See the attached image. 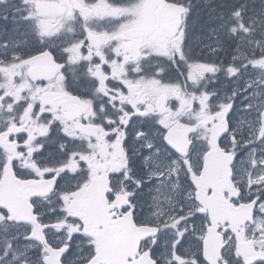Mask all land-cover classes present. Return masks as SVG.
Wrapping results in <instances>:
<instances>
[{
    "label": "snow or ice",
    "instance_id": "1",
    "mask_svg": "<svg viewBox=\"0 0 264 264\" xmlns=\"http://www.w3.org/2000/svg\"><path fill=\"white\" fill-rule=\"evenodd\" d=\"M165 3V50L130 56L123 33L140 0H70L56 31L36 0H0V112L8 114L0 121V180L47 182L22 204L0 202V264H113L103 235L126 219L138 236L119 264H264V45L252 39L264 25V0H228L218 15L211 0ZM205 10L209 20L197 31ZM65 24L79 32L69 26L65 35ZM41 58L50 72L35 76L32 62ZM114 62H123L118 73ZM173 71L172 95L161 104L143 85ZM16 77L45 87L14 95ZM45 91L72 96L82 110L66 114ZM217 155L221 190L238 219L217 218L210 207ZM105 179V218L93 220L78 194ZM214 228L225 243L212 259L205 245ZM241 236L256 252L250 260L237 249Z\"/></svg>",
    "mask_w": 264,
    "mask_h": 264
},
{
    "label": "flooded vegetation",
    "instance_id": "2",
    "mask_svg": "<svg viewBox=\"0 0 264 264\" xmlns=\"http://www.w3.org/2000/svg\"><path fill=\"white\" fill-rule=\"evenodd\" d=\"M69 2L70 0H36L39 10L44 16L46 27L49 30L56 31L57 29L60 28L61 24L64 23V19L66 16V5ZM164 3L165 0H148V3L140 5L138 9L137 19L133 21L128 26V29L123 33L124 35H128L130 37V41L126 46L128 49L131 50L129 53L130 56L137 54L143 56L151 52L162 53L165 50L169 36V29L166 27L165 25L166 21L163 18ZM219 12L220 11H217V13H215L214 15H218ZM203 18H207V19L203 20ZM208 20H209V13L203 12L201 14V20L197 25V31H200L201 26L205 25ZM69 26L73 27L77 32H79L78 25L65 24L64 25L65 35H67V28ZM261 30H264V25H261L259 28L256 29V34L255 36L252 37V39L258 38L261 40V44L264 45V37H261L259 35ZM97 40H103V36H98ZM203 42L209 43V41H203ZM251 47L252 45L247 44V39H246L243 51H249ZM194 49L198 51L199 44L194 42ZM204 51L205 53H207L208 50L205 49ZM222 55L223 53L215 54V58L218 60ZM207 58L212 59L213 57L208 56ZM152 62L156 63L157 61L153 60ZM158 62L161 64L164 63L163 60H160ZM225 62H227V60ZM32 63H33V75L42 76L49 74L50 61L41 58L40 60L33 61ZM122 64L123 62H114V72L117 73L120 72ZM129 75L131 76V73H129ZM150 77H151V73L149 72L145 75V80L150 79ZM133 79H138V78L133 77ZM158 79L161 80L162 83H148L143 85V87L153 97V99L163 104L165 99L172 95V89L174 88V85L170 83V81H175L177 79V75L175 71H173L170 74L165 75L164 77ZM209 79H211V77H209ZM222 83H223V79L221 78V80L216 85L209 84L208 87L209 89H211L212 87H220ZM25 85L31 87L34 91L36 89H43L45 87L39 82H33L31 79L27 81H23L19 77H16L15 83L10 84L8 88L12 94L20 96L22 94L21 88H23ZM185 91L191 93L193 90L191 88H188L185 89ZM44 95L48 99L52 100L54 103L62 105L66 114H78L82 110L83 106L81 102L79 100H76L70 95H63L59 92H51V91H45ZM167 103L170 108L175 106L174 100L168 99ZM7 115L8 114L6 112H0V121L6 119ZM30 118H31L30 112L26 113L24 117L25 125L29 127V130L31 132L34 131V129H31V126L28 124ZM205 118H210V117L208 116V114H205ZM181 123L182 124L186 123V121H182ZM11 128L14 129V125L11 126ZM3 139H6V133L4 134ZM96 164L100 165V162L96 161ZM110 165L115 166V162L105 161V163L100 166L108 167ZM106 188H107V181L105 179V180L97 181L94 186L90 188H86V190H89L88 194L94 200L97 199L102 200L99 192L101 190H105ZM4 189L8 190L9 187H5ZM23 190H29V189L23 188ZM217 192L218 191L213 192V194L208 197V200L210 201V207L217 206V212L215 213V216L217 218H230L229 215L224 211L225 207L230 209V206L227 204L223 191L216 196ZM214 199H216L215 202ZM244 241L246 240L244 239ZM222 243H225V241L222 239V233H218L216 231L215 236L208 243L209 246L206 247L205 245L206 253L210 249H213L214 251H216L214 253L215 257H218L220 254V246Z\"/></svg>",
    "mask_w": 264,
    "mask_h": 264
},
{
    "label": "water",
    "instance_id": "3",
    "mask_svg": "<svg viewBox=\"0 0 264 264\" xmlns=\"http://www.w3.org/2000/svg\"><path fill=\"white\" fill-rule=\"evenodd\" d=\"M163 12H164L163 14H164V18L166 21L165 24H166L167 28H170V24H171L170 5L164 3L163 4ZM212 164H213V171L210 174L208 181L210 182V184H212L214 187H216L217 190H221L222 187L224 186L225 182H226V173H225V165H224L223 158L219 155L214 156L212 158ZM8 182H9L8 176H6L5 179L1 180V182H0V196H2V199L4 197H11V195H12V196L17 197L19 200H22L23 194L21 192L23 190H21V188L18 186H14L13 184L9 185ZM20 186L24 187L25 184H21ZM5 187H9V189L5 190L4 189ZM2 199H1L2 203H5V204L8 203V202H3ZM126 228L127 227L124 224L123 225H116L115 224V226H110L108 228V230L103 235L102 243H105L106 245L111 244L112 242L121 243L122 241L125 240V237L127 236ZM134 232L138 236L137 230L135 228H134ZM136 239L137 238H135V241H136ZM124 252H125V250H124ZM108 259L111 260L113 262V264H119V261H117L113 258H111V259L108 258Z\"/></svg>",
    "mask_w": 264,
    "mask_h": 264
},
{
    "label": "trees",
    "instance_id": "4",
    "mask_svg": "<svg viewBox=\"0 0 264 264\" xmlns=\"http://www.w3.org/2000/svg\"><path fill=\"white\" fill-rule=\"evenodd\" d=\"M228 2V0H211V3L208 5L209 8L216 6L217 11H222L223 9H221L219 7L220 4L224 3L226 4ZM201 7H203V0L201 1ZM205 13H208L207 10L204 11ZM207 18H203V20H206Z\"/></svg>",
    "mask_w": 264,
    "mask_h": 264
}]
</instances>
